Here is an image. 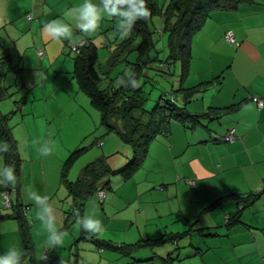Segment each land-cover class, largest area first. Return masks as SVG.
Segmentation results:
<instances>
[{"label":"crops","instance_id":"1","mask_svg":"<svg viewBox=\"0 0 264 264\" xmlns=\"http://www.w3.org/2000/svg\"><path fill=\"white\" fill-rule=\"evenodd\" d=\"M82 2L0 0V61L7 64L6 71L0 74L5 77L14 73V83H4L15 87L22 96L23 106H19V101L16 105L28 108L22 114L26 126L21 135L12 131L21 161L10 198L13 204L28 207L26 220L35 251L34 264H85L83 257L77 254L75 259L73 255L78 225L73 223L68 230L63 229L72 201L61 180V171L71 146L60 142L59 126L50 134L48 125L38 132L43 126L35 123L33 127L25 121L27 114L32 115L30 119L37 113L47 116L51 99L63 94L74 100V105L69 102L66 109L75 113V146L80 122L83 131L89 127V132L96 124L88 123L87 112L92 106L80 96L77 83L72 84L74 61H67L64 48L67 42L81 37L94 43V34L105 30L110 18H103L92 35L83 34L72 25L71 40L52 39L44 31L49 22L68 23L65 14ZM227 30L233 31L238 46L224 40ZM38 49L43 50L42 56L37 55ZM189 50L187 72L183 80L178 75L176 90L181 86L192 92L179 91L171 97L190 116L170 118L168 130L149 141L146 156L131 175L130 179L138 171L143 173L140 182L144 186L137 185V218L116 215L115 211L111 221L120 218L114 225L117 230L138 225V218L150 223L154 232L151 237L146 234V240L165 238L155 242L151 255H145L155 264H264V108L259 109L251 99L264 98V0H242L233 9L211 11L191 35ZM54 66L62 73L61 80L68 81L67 88L63 83V88L57 90L60 78L52 76ZM177 66L176 63L175 70ZM3 108L6 110L0 105V111ZM231 128H235L237 138L226 142L223 137ZM45 146L48 155L42 154ZM0 166H4L2 153ZM74 167L75 163L67 172V179L72 182L77 179L68 176ZM61 186L66 190L64 198L56 195ZM29 191L48 198L57 227L67 233L65 242L54 249L47 247V232L36 219L38 208L28 199ZM253 194L254 199L242 202ZM115 195L104 190L102 204L106 199L105 206L109 204L112 209L123 206L121 202L113 204ZM92 198L96 199L95 195ZM14 214L13 206H0V254L16 248L22 253L21 264H31L24 258L19 222ZM226 216L237 219L226 226ZM165 241H169L166 247L155 249ZM133 252L123 256L137 258ZM140 256L137 261L143 260L140 258L144 255Z\"/></svg>","mask_w":264,"mask_h":264},{"label":"trees","instance_id":"2","mask_svg":"<svg viewBox=\"0 0 264 264\" xmlns=\"http://www.w3.org/2000/svg\"><path fill=\"white\" fill-rule=\"evenodd\" d=\"M241 1L242 0H169L168 8L162 15L164 31L167 33L169 48L168 57L163 61L165 72L169 74L170 64L174 66L177 63L179 66V79L183 80L187 72L190 54L189 40L191 35L200 28L211 11L217 9H233ZM145 2L150 15L145 20H138L131 30L132 36L135 35L140 37V40L136 46L137 61L130 75L123 78L124 85L127 87H124L122 84L119 86H112L110 84L107 86V89H102L100 87L102 79H105L107 76L105 73L98 71L97 47L88 39L85 38V44L81 46L79 53L74 54L72 79L75 80L81 92L89 98L91 106L100 113V123L106 127L107 131L116 129L111 123L112 118H117L121 121L122 130L117 131V133L122 142L127 145V149L122 164L118 163L121 155L119 151L100 157L85 166L81 170L77 180L73 182L67 179V172L87 148L80 147V145L64 160L61 180L66 187L68 197H70L72 201L71 208L67 211V219L63 227L65 230H68V228L75 223L77 216L81 217L88 199L100 191L104 192V190L109 187L112 176L121 173L124 178L131 177L146 156L149 141L156 135L165 133L168 130L170 118L175 119L190 116L184 108L177 107L173 97L168 98L166 94H161L160 100L150 111L147 112L144 108L147 96L142 89L140 79L143 76V68H148L149 63L154 60L153 58L151 59V51L154 44L152 42L148 22L156 13L161 14L155 6L154 0H145ZM114 57V54L110 55L108 62L112 63L115 61ZM3 78V74H0V98L5 96L7 89L2 84ZM134 79H136L139 84V87L135 89L132 88L131 83ZM179 91L191 93L192 89L180 86L176 92ZM213 111H217V109H213ZM10 118L11 114H3L0 111V141H6L10 145V151L8 153H2L4 165L14 166L17 176L21 159L17 147V140L12 133V126L9 123ZM12 187L15 188L13 184L9 186H0V190H8L10 197V191L13 189ZM254 198L255 195L253 194L248 198L242 199V202L246 204ZM0 206L4 207L1 204ZM12 206L15 212L14 216L19 222L24 258H27L31 264H34L35 251L29 235V223L26 220L28 207L13 204L11 202V207ZM236 219L237 216H226V226H231ZM81 232L82 235L86 234L82 229ZM164 239L163 237L156 241H163ZM91 240L95 241L99 249L117 251L122 254H130L143 246L140 242L116 245L109 241L95 240L93 238H91ZM156 241H145V243L146 245L154 247ZM165 264L171 263L166 261Z\"/></svg>","mask_w":264,"mask_h":264},{"label":"rangeland","instance_id":"3","mask_svg":"<svg viewBox=\"0 0 264 264\" xmlns=\"http://www.w3.org/2000/svg\"><path fill=\"white\" fill-rule=\"evenodd\" d=\"M154 1L155 6L161 13H156L155 15H153L148 22V27L151 31L152 42L154 44V47L151 51V55L154 60L149 63L148 68H143V76L140 79L142 89L147 96L146 102L144 104V108L145 110H147V112L150 111L160 100L159 98L161 94H166V97L171 98L172 95H177L178 93L175 92L178 87L179 66H177L175 70L176 64L174 66L173 64H170L169 68L171 74H168L165 72V67L161 63L168 57L169 50L167 41L168 37L167 33H165L164 31V25L162 21V15L168 8L169 0ZM105 20H108V18H106ZM112 22L114 23V26H112ZM117 23V18H110L104 27L105 30L98 31L99 34L97 32L96 34H94L96 37L94 43L97 47L98 53L97 69L98 71L105 73L107 76L105 79H102L100 83V87L102 89H107V86L110 84L112 86H119L120 80L130 75V73L132 72V68L137 61L136 46L139 43L140 37H137L135 35L132 36L130 32L128 37L121 38L116 31ZM82 38L83 37H81V39ZM64 49L65 57L68 58L67 61L72 62L75 56L74 52L69 50L67 46H65ZM8 52L9 51H6V54ZM11 54L13 53L11 52ZM112 54L115 55V61L109 63L108 61L110 55ZM58 64L60 65V63ZM6 69L7 64L0 61V73H4ZM55 69L56 66H54L51 71L53 70V77L60 78L57 90H61L63 88V83H65V87L67 88L68 85L66 82L68 81L66 79V82L64 80H61L62 73L59 72V68H57L56 70ZM174 71H176L175 74H172ZM126 72H129V74L125 75ZM46 80L48 82L50 81L47 76ZM4 81L7 84H9L10 81L14 83V73H9L8 75L6 74L3 78V83ZM7 84L4 83L3 86L9 89V91L7 94H5L4 97L0 98V105H4L6 110H4L3 108L1 112L11 114L9 122L13 128L12 131L16 130L17 134L21 135L22 130H24V126H26L23 122L24 120L22 114H26L25 111H28V108H19L18 105H16V102L19 101V106H23V103L21 102L22 96L18 95V91H16L15 87L9 88ZM72 84H74L75 86V80L72 81ZM83 94L84 93H80V96H82V98L86 100L88 106H90L89 98L85 94ZM59 96L60 97L57 96L58 98L54 97L53 99H51L47 116H45V114L37 113V116L35 118L30 119V116L32 117V115L27 114V118L25 119V121L30 122L33 127H35V123L39 126L48 125L50 134H53V132L56 131L59 126L61 128L62 138H59V140L63 145L65 144L71 146L70 153L75 150V147L77 145H81L80 147L87 148L86 151L75 161V167L70 172L68 176L69 179L76 180L80 171L89 163L95 161L100 157L109 155L117 151L121 152L120 159L118 161V163L120 164L124 159L127 148V145L122 142L119 134L117 133V131L122 130L121 121L117 118H112L111 123L115 126L116 129L107 131L106 127L104 125H101L100 123V113L90 107V111L87 112L88 123L91 124L95 121L96 124L95 126L93 124V129H91L90 127L91 130L89 132V127H86L84 129L85 131H83V124L80 122V137L78 138V142L75 146V113H73L71 109H66V106H68L67 103L70 102V104L74 105V100L70 96L67 97L63 94ZM44 129L45 126L38 130V132H43ZM84 133L85 135H83ZM35 134L37 135V132H35ZM98 142L100 145H98ZM140 174L143 173L141 171H138L131 179L124 178L121 173H118L111 177L109 187L105 189V192L106 194L115 192L116 195L114 198H116V201L113 204L117 205L119 202H121L123 206L118 208L114 207L113 209L109 207V204L108 206H105L106 199L103 204L102 202L99 203L100 201L97 199L96 194H94L96 199L91 197L86 201L81 217L77 216V218L75 219V225H78L77 229H75V249L73 250L75 259L78 254L80 255V257H83V261H85V264H155L152 263L151 259L145 257L147 253L150 255L152 254V247L150 245H146L145 243V241H147L146 239H148L146 238V234L150 235L151 237L150 233L154 232V230L151 228L150 223L146 224V222L138 218V225H128L125 227V229L117 230L114 228V225L116 222H120V218L116 217L115 221H111L115 217V211L116 215L123 214L129 217L134 216L137 218V185L139 187L144 186V184L140 182ZM56 195H60V197L64 198L66 196L65 187H59V191ZM89 215L94 216L101 221L103 230L98 234L86 233L82 235L78 220L79 218H83ZM66 237L67 233L63 239V242H65ZM91 238L95 240L98 239L102 241H109L116 245H125L140 242V244H143V246L139 247L135 252H133V254L137 258L141 257L140 255H144V258H140L143 260L137 261V258L123 256V254L117 251L99 249L95 241H92ZM182 241L183 240H181V242ZM166 242L169 241L161 242L155 247V249H163L164 247H166ZM67 243L69 242L67 241ZM68 249L69 248L67 247L65 251L66 254H68ZM126 258L129 259L128 262H125Z\"/></svg>","mask_w":264,"mask_h":264},{"label":"clouds","instance_id":"4","mask_svg":"<svg viewBox=\"0 0 264 264\" xmlns=\"http://www.w3.org/2000/svg\"><path fill=\"white\" fill-rule=\"evenodd\" d=\"M68 23L61 20L49 22L44 26V31L52 39L71 40L73 36L72 25L79 32L85 35L94 34L103 18H117L116 31L121 38H126L130 34L138 20H145L150 15L145 0H83L81 4L70 9L66 14ZM126 72L125 75H128ZM132 88L139 87L136 79L132 82ZM120 84L124 87L123 79ZM10 145L6 141H0V153H8ZM43 155L49 154V149L45 146ZM15 168L12 165L0 166V186H9L16 182ZM28 199L34 202L38 208L36 219L47 232V247L54 249L63 243L66 233L62 232L56 224V218L52 206L46 196L35 191L28 192ZM80 228L88 234H98L103 230L101 221L94 216H85L78 220ZM22 253L16 248H10L5 253L0 254V264H21Z\"/></svg>","mask_w":264,"mask_h":264},{"label":"built area","instance_id":"5","mask_svg":"<svg viewBox=\"0 0 264 264\" xmlns=\"http://www.w3.org/2000/svg\"><path fill=\"white\" fill-rule=\"evenodd\" d=\"M27 19L30 20L31 16L27 15ZM224 40L233 46H238L239 42L236 40L234 33L232 30H227L224 33ZM85 44V38H82L80 40H78L77 42L71 43V42H67L65 44V46H67L69 48V50H71L72 52H74V54L79 53L81 46H83ZM38 56H42L44 54L43 50H38ZM252 101L256 104V106L259 109L264 108V98L262 97H258V96H253ZM236 134H235V128H231L230 130H228V132L224 135V140L226 142H232L233 140H235ZM190 184H193V181H189ZM100 202L103 200L104 197V192H98L97 193ZM0 204L3 205L6 208H10L11 207V201H10V197H9V191L6 189H2L0 190Z\"/></svg>","mask_w":264,"mask_h":264}]
</instances>
